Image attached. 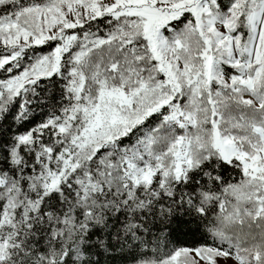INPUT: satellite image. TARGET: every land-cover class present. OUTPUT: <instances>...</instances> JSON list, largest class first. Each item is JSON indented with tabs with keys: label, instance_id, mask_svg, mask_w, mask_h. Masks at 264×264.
<instances>
[{
	"label": "snow or ice",
	"instance_id": "obj_1",
	"mask_svg": "<svg viewBox=\"0 0 264 264\" xmlns=\"http://www.w3.org/2000/svg\"><path fill=\"white\" fill-rule=\"evenodd\" d=\"M0 264H264V0H0Z\"/></svg>",
	"mask_w": 264,
	"mask_h": 264
},
{
	"label": "trees",
	"instance_id": "obj_2",
	"mask_svg": "<svg viewBox=\"0 0 264 264\" xmlns=\"http://www.w3.org/2000/svg\"><path fill=\"white\" fill-rule=\"evenodd\" d=\"M199 238H200L199 236H197V237L183 236V237H181V240L185 241L187 243H192L193 240H198Z\"/></svg>",
	"mask_w": 264,
	"mask_h": 264
}]
</instances>
